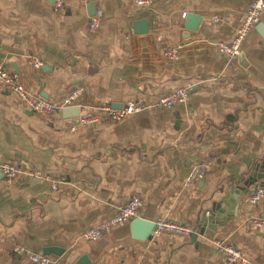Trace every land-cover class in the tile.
I'll return each instance as SVG.
<instances>
[{
    "label": "crops",
    "instance_id": "obj_1",
    "mask_svg": "<svg viewBox=\"0 0 264 264\" xmlns=\"http://www.w3.org/2000/svg\"><path fill=\"white\" fill-rule=\"evenodd\" d=\"M253 1L154 0L139 9L129 0H65L58 13L52 0H0V66L50 103L85 89L80 108L41 117L0 86V165L21 164L58 182L54 191L51 181H8L0 173V264H33L13 253L16 244L41 255L60 251L44 255L51 264L83 256L91 264H226L217 240L264 264V229L249 224L264 214V199L249 201L264 182L238 189L256 168L264 174V14L242 43L245 63L217 50L232 44ZM90 5L101 18L96 33ZM189 14L201 17L195 32L184 28ZM179 45L178 60L167 59ZM180 88L190 98L172 110L70 129L102 105L154 104ZM199 162L210 163L207 176L186 187ZM135 196L144 200L141 218L189 225L196 241H140L132 221L101 240L83 238Z\"/></svg>",
    "mask_w": 264,
    "mask_h": 264
},
{
    "label": "built area",
    "instance_id": "obj_2",
    "mask_svg": "<svg viewBox=\"0 0 264 264\" xmlns=\"http://www.w3.org/2000/svg\"><path fill=\"white\" fill-rule=\"evenodd\" d=\"M54 11L60 13L65 6V0H52ZM134 7L139 9H148L152 6L154 0H129ZM264 14V0H255L249 6L248 11L243 16L241 24L237 30V35L232 44L220 43L217 50L220 54L225 55L230 60H236L242 54V43L245 41L248 33L258 25ZM101 26L100 15H96L90 19L89 30L96 33ZM181 46H175L168 49L165 57L170 61H177L180 55ZM35 67L40 68L42 62L35 60ZM0 86L6 91L16 94L25 108L33 114L41 117L53 116L57 111L65 110L73 107L80 108L79 101L84 95L85 89L78 87L71 90L62 100L57 103H50L43 99L33 98L22 84L17 75L4 70L0 66ZM190 98L189 90L180 88L168 95L163 96L154 104H148L144 101L130 102L119 109H115L110 105H102L94 112L86 116H79L70 121L71 131L78 127H97L104 121L119 123L125 119L148 110H172L177 106L184 105ZM209 162H199L192 166L191 171L186 179V187L192 186L202 181L208 172ZM0 173L8 180L14 181L22 178L29 180L51 181L50 177L37 169H25L21 164L13 162H5L0 165ZM52 189L58 190V182L51 181ZM264 199V188L257 187L252 192L250 204L257 206ZM144 206V200L141 197H132L126 203L118 208L115 217L105 221L98 226L87 231L83 238L87 241H98L103 239L114 228L127 224L132 220L140 217V211ZM249 224L257 229H264V220L260 217H252ZM196 233V230L185 224L176 223L170 220H160L156 222V230L153 237L157 238L162 235H173L189 238ZM218 253L224 258L226 264H252L245 256L244 252L238 247L225 243L223 241H213ZM13 253L15 255H27L33 264H51L52 261L48 256L34 253L21 245H14Z\"/></svg>",
    "mask_w": 264,
    "mask_h": 264
},
{
    "label": "water",
    "instance_id": "obj_3",
    "mask_svg": "<svg viewBox=\"0 0 264 264\" xmlns=\"http://www.w3.org/2000/svg\"><path fill=\"white\" fill-rule=\"evenodd\" d=\"M90 9V15L94 16L96 14V10L94 9L93 5L89 6ZM201 22V17L198 15L194 14H189L185 17V22H184V28L190 32V31H197L199 24ZM138 28L140 27V30L142 32L148 31V26L145 22L139 23L137 26ZM136 29V28H135ZM137 30V29H136ZM239 59L242 63H245V57L243 54L239 56ZM64 112L66 113H71V109L65 110ZM264 166V165H263ZM264 174L263 171H258L257 168L250 173L248 178L244 181L243 185L244 187L238 188L239 190H249L251 187H253L255 184L259 182H264ZM264 184V183H261ZM261 186V185H260ZM262 219L264 220V214L262 215ZM207 218L203 220V223L207 224L208 223ZM156 230V223L153 221L146 220L144 218L138 217L131 222V231L134 239L140 240V241H147L151 240L153 238V233ZM197 235L193 234L191 236L192 241H196ZM58 254L61 255L60 251L56 249H47L44 250L43 254L44 255H49V254ZM75 264H91L87 256H83Z\"/></svg>",
    "mask_w": 264,
    "mask_h": 264
}]
</instances>
